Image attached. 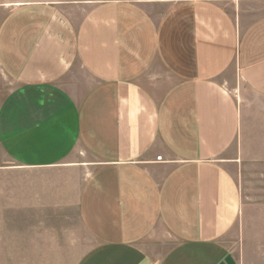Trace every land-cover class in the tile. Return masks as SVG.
<instances>
[{
  "label": "crops",
  "instance_id": "crops-1",
  "mask_svg": "<svg viewBox=\"0 0 264 264\" xmlns=\"http://www.w3.org/2000/svg\"><path fill=\"white\" fill-rule=\"evenodd\" d=\"M0 222L67 264H264V0H0Z\"/></svg>",
  "mask_w": 264,
  "mask_h": 264
},
{
  "label": "rangeland",
  "instance_id": "rangeland-1",
  "mask_svg": "<svg viewBox=\"0 0 264 264\" xmlns=\"http://www.w3.org/2000/svg\"><path fill=\"white\" fill-rule=\"evenodd\" d=\"M1 223L4 224L5 222H0V264H67V260L65 263L64 259L57 262L53 254H23L5 251L7 234L4 229H1Z\"/></svg>",
  "mask_w": 264,
  "mask_h": 264
},
{
  "label": "built area",
  "instance_id": "built-area-1",
  "mask_svg": "<svg viewBox=\"0 0 264 264\" xmlns=\"http://www.w3.org/2000/svg\"><path fill=\"white\" fill-rule=\"evenodd\" d=\"M159 159H162V157H161V156H159Z\"/></svg>",
  "mask_w": 264,
  "mask_h": 264
}]
</instances>
